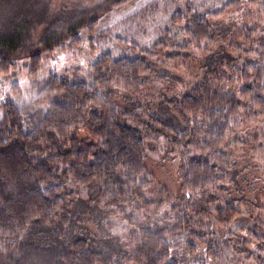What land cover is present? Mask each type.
Instances as JSON below:
<instances>
[{"label": "trees", "instance_id": "trees-1", "mask_svg": "<svg viewBox=\"0 0 264 264\" xmlns=\"http://www.w3.org/2000/svg\"><path fill=\"white\" fill-rule=\"evenodd\" d=\"M132 1L92 16L0 0V74L29 61L24 88L1 104L0 264H264V0H157L99 25ZM158 1L175 8L170 24L141 44V14ZM234 12L256 19L218 44L215 22ZM79 30L100 55L82 75L39 78L42 55L79 44ZM198 56L197 71L168 69ZM161 84L169 95L153 93ZM147 150L178 159L176 197ZM34 228L41 238L25 243Z\"/></svg>", "mask_w": 264, "mask_h": 264}, {"label": "rangeland", "instance_id": "rangeland-1", "mask_svg": "<svg viewBox=\"0 0 264 264\" xmlns=\"http://www.w3.org/2000/svg\"><path fill=\"white\" fill-rule=\"evenodd\" d=\"M107 0H48V4L51 8H54L57 10L58 6L62 5L63 3H70L74 4L78 7H80L83 10L90 11L89 15H99L101 12L106 10V7L109 6V2L106 3ZM157 0H133L132 2L128 3L127 5L115 10L112 12L108 18L101 19L99 25H103L105 27H113L115 25H118L119 22H122L123 20H130L134 15L140 14V12L144 10H151L153 8V3ZM218 2H222L223 0H217ZM159 3V1H158ZM159 9L155 12V14H150L144 16L141 14V16L149 23H147V26L145 27L148 32V36H142L138 39V42L141 44L151 45L155 42L157 38V34L159 31L163 30L170 24V18L172 14L174 13L175 8L167 6L166 9H164V6L159 3ZM170 5V4H169ZM148 7V8H147ZM155 10V9H154ZM163 10V11H162ZM165 10V11H164ZM73 14V13H57L58 18H65L68 17L67 15ZM243 14V15H242ZM234 12L229 16V18L226 21L221 22H215L217 26H215L214 29L217 32V35H215L216 39H218L219 42H223L224 40L229 41L228 33H230L232 30L238 28L240 25H243L244 22L249 21H255V15H246L244 13ZM246 17H245V16ZM148 17V18H147ZM143 22V21H142ZM100 27V26H99ZM84 30H79L77 33V37L79 38L82 36L81 32ZM80 33V34H79ZM222 37V38H218ZM240 41V40H238ZM68 41H65L63 43L64 48H53L52 51L48 54H44L41 57V64L40 69L38 73L39 78H46L50 74L56 76V77H62L64 75H70L74 70H77L78 75H82L84 69L87 67V65L90 62H93L100 54L97 52L92 53L89 49L90 42L86 41V38L80 37V43L76 44L77 42H73V44L66 43ZM238 42H236L237 44ZM69 46H67V45ZM66 46V47H65ZM96 47V46H95ZM111 45L108 49H111ZM204 58V57H203ZM194 59L196 62H194ZM191 63L190 68L193 71H197L198 69V62L201 61V56L190 58L189 60H185L182 57L178 58H172L169 61V70L174 75H181L183 73L190 74V71L188 68L184 67L186 65V62ZM193 61V62H192ZM16 69L15 71H12L11 73H8L7 75H1L0 74V118L2 117V110H1V104L7 99V97L10 96V90L11 87L14 84H17L20 88H24L26 82H27V67L29 66V61L26 58H22L19 60H16ZM192 75V74H191ZM194 76V74H193ZM158 93L162 95H169L170 91L169 89L164 85L161 84V90L159 88H156V90L153 91V93ZM238 155V153L234 152V156ZM145 165L147 169L154 175L156 178L159 186L165 188L169 193L171 198L176 197L179 192V182L177 179V166H178V159L174 155H167L162 154L157 150H147L145 159H144ZM258 187H261L264 183V163L261 165V169L258 172ZM260 176L262 177L260 179ZM112 217V216H110ZM120 218V217H119ZM120 220H116L117 224L120 225ZM120 228V227H119ZM53 230V229H50ZM47 231L48 240H52L53 235H55V231ZM38 229H32L28 239L25 241V243H34L36 240L41 238L38 234ZM50 234V235H48ZM43 235V234H42ZM57 236V235H56ZM110 236V235H109ZM57 239V237H55ZM112 243H105L104 246H106L107 251H112ZM110 249V250H109ZM44 259H42L43 262ZM232 260V261H230ZM230 260L226 261L223 259L221 264H236L232 258ZM245 264V263H244Z\"/></svg>", "mask_w": 264, "mask_h": 264}]
</instances>
